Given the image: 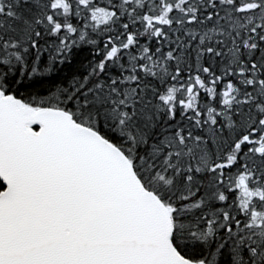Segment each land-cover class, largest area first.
Instances as JSON below:
<instances>
[{"label":"snow or ice","instance_id":"snow-or-ice-1","mask_svg":"<svg viewBox=\"0 0 264 264\" xmlns=\"http://www.w3.org/2000/svg\"><path fill=\"white\" fill-rule=\"evenodd\" d=\"M0 264H264V0H0Z\"/></svg>","mask_w":264,"mask_h":264}]
</instances>
